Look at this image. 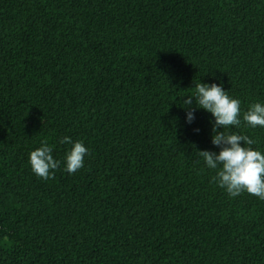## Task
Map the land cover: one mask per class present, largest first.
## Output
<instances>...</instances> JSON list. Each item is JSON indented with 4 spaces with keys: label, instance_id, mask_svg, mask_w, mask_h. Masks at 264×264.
Segmentation results:
<instances>
[{
    "label": "trees",
    "instance_id": "16d2710c",
    "mask_svg": "<svg viewBox=\"0 0 264 264\" xmlns=\"http://www.w3.org/2000/svg\"><path fill=\"white\" fill-rule=\"evenodd\" d=\"M199 82L264 102V0H0V264H264V201L196 155L219 151L209 113L185 123ZM65 136L84 167L37 177Z\"/></svg>",
    "mask_w": 264,
    "mask_h": 264
},
{
    "label": "clouds",
    "instance_id": "9594fccd",
    "mask_svg": "<svg viewBox=\"0 0 264 264\" xmlns=\"http://www.w3.org/2000/svg\"><path fill=\"white\" fill-rule=\"evenodd\" d=\"M194 93L185 95L181 107L185 111V123L195 121L196 110L210 114L211 143L219 148L218 152L198 151L196 155L203 159L208 169L215 170L212 181L229 198H236L248 193L264 201V151L253 147L257 141L242 132V124L250 128H264V102H255L241 109L240 99L224 90L222 82L197 83ZM178 120V118H176ZM198 133L199 129H195ZM60 144L70 145L63 160L53 156L55 145L42 140L40 147L31 151L28 163L32 172L41 179H49L63 164V170L69 175L75 174L85 164V157L90 154L84 141H73L65 136Z\"/></svg>",
    "mask_w": 264,
    "mask_h": 264
}]
</instances>
